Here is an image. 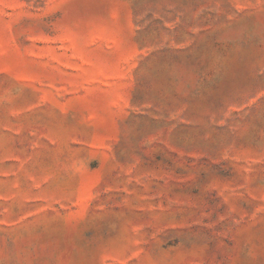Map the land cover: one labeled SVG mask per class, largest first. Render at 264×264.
Listing matches in <instances>:
<instances>
[{
  "label": "rangeland",
  "instance_id": "rangeland-1",
  "mask_svg": "<svg viewBox=\"0 0 264 264\" xmlns=\"http://www.w3.org/2000/svg\"><path fill=\"white\" fill-rule=\"evenodd\" d=\"M0 264H264V0H0Z\"/></svg>",
  "mask_w": 264,
  "mask_h": 264
}]
</instances>
